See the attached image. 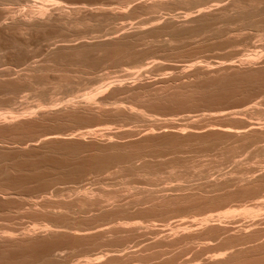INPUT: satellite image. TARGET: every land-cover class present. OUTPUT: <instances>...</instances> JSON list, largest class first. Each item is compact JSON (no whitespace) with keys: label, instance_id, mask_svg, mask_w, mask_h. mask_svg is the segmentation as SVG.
<instances>
[{"label":"rangeland","instance_id":"obj_1","mask_svg":"<svg viewBox=\"0 0 264 264\" xmlns=\"http://www.w3.org/2000/svg\"><path fill=\"white\" fill-rule=\"evenodd\" d=\"M43 1L0 0V113L39 110L0 119V264H88L97 255L91 264H264V2L58 0L77 23L46 13L36 23L29 10ZM203 2L215 8L191 22ZM119 26L125 34L106 42ZM82 95L99 104L88 108ZM95 127L103 129L86 135Z\"/></svg>","mask_w":264,"mask_h":264},{"label":"bare ground","instance_id":"obj_2","mask_svg":"<svg viewBox=\"0 0 264 264\" xmlns=\"http://www.w3.org/2000/svg\"><path fill=\"white\" fill-rule=\"evenodd\" d=\"M33 1H34V0H33ZM48 1H49V0H48ZM48 1L45 0V1H43L42 3L39 2V3H40V4L38 3L39 6H36L37 9L34 8L35 10H33V8H32L31 10H29V13L31 14V16L33 17V19H34V21H35L36 23H42V22L44 21L43 17L46 16L44 13H46V14L48 15V16H46L47 18L45 17L47 20H48L49 15H52V16H50L51 19H50V17H49V19H50L51 21H52V20L55 21V19H56V20H59V21H65V20L68 21V19L70 20V17L73 18V17H72L73 15H72V16H71V15L69 16L68 12L66 13V12L64 11V13H63V8H62L61 5L58 3V0H57V2H56V0H51V2L53 1L52 3H50V1H49L50 6H51V7L54 6L53 9L59 10L57 16H56V15L54 16V15H53L54 13H52V14H51L50 12L47 13L48 10H46V9H48V8L45 9V5H44V4H45L46 2L48 3ZM127 1H128V0H127ZM152 1H153V0H152ZM164 1H165V0H164ZM166 1H167V0H166ZM171 1H172V0H171ZM177 1H178V0H177ZM186 1H187V0H186ZM191 1H192V0H191ZM191 1H189V2H191ZM207 1H208V0H207ZM220 1H221V0H220ZM30 2H31V0H30ZM156 2H161V1H158V0H157ZM178 2H179V1H178ZM187 2H188V1H187ZM187 2H185V3H187ZM215 2L217 3V1H215ZM222 2H223V1H222ZM226 2H227V1H226ZM241 2L244 3L245 5H246V4H250V3H251V4H252V3H253V4L257 3L258 6H260L259 3H260V2H264V0H231V4H230V5H232V4H237L238 6H239L240 4L243 5ZM43 3H44V4H43ZM165 3H166V2H165ZM173 3H175V2H173ZM176 3H177V2H176ZM192 3H193V2H192ZM208 3H209V2H208ZM208 3H206V5H207V6H206V5L204 4V2H203L202 5L204 4V6H201V4H200L199 8H198V6H197L196 11H195V10H193V12L190 11V13L188 12V14L186 13V12H187V11H186L185 13H186L188 16H186V14H185L184 16H186V17L189 18V17L192 16V15L189 16L190 14H192V13H196V12H197L196 14H199V15H204V14H206V13L208 12V10H210V9H212V8H215V7H213V5H211L212 8H209V7H211V6H210V4H209V6H208ZM210 3H211V2H210ZM239 3H240V4H239ZM36 4H37V3H36ZM38 4H37V5H38ZM51 4H52V5H51ZM58 4H59V5H58ZM147 4H148V2H147ZM147 4H146V5H147ZM154 4H155V3H154ZM169 4H170V2H169ZM182 4H183V2H182ZM222 4H224V3H222ZM226 4H229V3H226ZM226 4H224V5H226ZM47 5H48V4H47ZM152 5H153V4H152ZM167 5H168V4H167ZM167 5H166V6H167ZM197 5H198V4H197ZM224 5H223V6H224ZM241 5H240V7H241ZM163 6H164V5H163ZM171 6H173V5H171ZM184 6H185V5H184ZM186 6H187V4H186ZM188 6L191 7L192 5H191V4L189 5V3H188ZM243 6H244V5H243ZM246 6H247V5H246ZM30 7H31V6H30ZM64 7H65V6H64ZM128 7H129V6H128ZM220 7H221V5H220ZM225 7H226V6H225ZM231 7L233 8V6H231ZM236 7H237V6H236ZM240 7H239V8H240ZM254 7H255V6H254ZM254 7H252V8H254ZM261 7H262V6H261ZM192 8H193V7H192ZM263 8H264V7H263ZM50 9H51V8H50ZM53 9H52V10H53ZM169 9H170V8H169ZM171 9H173V8H171ZM176 9H177V8H176ZM189 9H191V8H189ZM222 9H223V8H222ZM234 10H235V8H234ZM236 10H238V9H236ZM240 10H241V9H239V11H240ZM263 10H264V9H263ZM263 10H262V11H263ZM50 11H51V10H50ZM60 11H62V12L60 13ZM72 11H73V10H72ZM76 11H77V10H76ZM76 11H75V12H76ZM194 11H195V12H194ZM210 11H211V10H210ZM241 11H242V10H241ZM54 12H55V11H54ZM75 12H74V13H75ZM218 12H219V11H218ZM237 12H238V11H237ZM243 12H244V10H243ZM251 12H252V11H251ZM22 13H23V12H22ZM25 13H26V12H25ZM56 13H57V12H56ZM74 13H71V14H74ZM169 13H170V12H169ZM172 13H173V12H172ZM210 13H211V12H210ZM241 13H242V12H241ZM261 13H262V12H261ZM19 14H20V13H19ZM156 14H157V13H156ZM183 14H184V13H183ZM231 14L233 15V13H231ZM236 14H237V13H236ZM244 14H246V12H244ZM262 14H263V13H262ZM262 14H261V15H262ZM44 15H45V16H44ZM67 15H68L69 17H68ZM165 15H166V14H165ZM171 15H172V14H171ZM210 15H211V14H210ZM239 15H240V14H239ZM12 16H13V15H12ZM74 16H75V15H74ZM79 16H80V15H79ZM193 16H194V14H193ZM193 16H192L191 18H189L190 21H191V20L193 21ZM234 16H235V14H234ZM237 16H238V15H237ZM52 17H53V18H52ZM54 17H55V18H54ZM77 17H78V16H77ZM166 17H167V16H166ZM173 17H174V16H173ZM186 17H184L183 20H184V19L186 20ZM202 17H203V16H202ZM224 17H225V15L223 16V18H224ZM250 17H251V16H250ZM27 18H28V17H27ZM29 18H30V17H29ZM161 18H162V17H161ZM195 18H196V17H195ZM199 18H200V17H199ZM79 19H80V17H79ZM82 19H83V18H82ZM154 19H156V18H154ZM154 19H153V22H154ZM164 19H165V17H164ZM167 19H168V18H167ZM167 19H166V21H167ZM171 19H174V18H171ZM171 19H170L169 21H171ZM206 19H207V18H206ZM209 19H210V18H209ZM77 20H78V19H77ZM77 20H75V21H77ZM174 20H175V19H174ZM176 20H177V19H176ZM185 20H184V23L189 21V20H188V21H185ZM197 20H199V19L197 18ZM73 21H74V19H73ZM73 21H72V22L68 21V22H69V23H73ZM75 21H74V22H75ZM169 21H168V22H169ZM172 21H173V20H172ZM178 21H179V20H178ZM192 21H191V22H192ZM223 21H224V20H223ZM241 21H242V20H241ZM10 22H11V21H10ZM20 22H21V26H22V24H27L28 21H27V19H26V16H25V18L21 17V18H20ZM56 22H57V21H56ZM82 22H83V21H81L80 23L82 24ZM85 22H87V21H85ZM168 22H167V23H168ZM180 22H182V20H181ZM199 22H200V21H199ZM211 22H212V21H211ZM234 22H236V21H234ZM260 22H261V21H260ZM260 22H259V23H260ZM3 23H4V22H3ZM53 23H54V22H53ZM75 23H77V22H75ZM75 23H73V24H75ZM146 23H147V22H146ZM162 23H163V22H162ZM169 23H170V22H169ZM207 23H208V22H207ZM232 23H233V22H232ZM32 24H33V23H32ZM32 24H31V25H32ZM59 24H60V23H59ZM87 24H88V23H87ZM87 24H86V25H87ZM149 24H150V23H149ZM154 24H155V23H154ZM160 24H161V22H160ZM175 24H176V23H175ZM178 24H180V23H178ZM185 24H186V23H185ZM187 24H188V23H187ZM190 24H191V23H190ZM200 24H201V23H200ZM11 25H12V23H11ZM11 25H10V27H11ZM27 25H28V24H27ZM151 25H152V22H151ZM164 25H165V24H164ZM12 26H14V25H12ZM55 26H58V25H55ZM76 26H77V24H76ZM76 26H74V28H75ZM78 26H79V25H78ZM134 26H136V24H135ZM147 26H148V25H147ZM157 26H158V24H157ZM200 26H201V25H200ZM213 26H214V25H213ZM123 27H124V25H123ZM123 27H120V26H119V29L115 30L113 33L110 34V35H113V36H110V35L108 34L109 37H108V36H107L108 38L105 37V38H106V42H107V40H108V41H109V40H112V41H113L115 35H116V34L118 35V32H120V31L122 32V31L124 30ZM171 27H173V26H171ZM177 27H180V26H177ZM186 27H187V26H186ZM198 27H199V26H198ZM5 28H6V27H5ZM22 28H23V26H22ZM32 28H33V27H32ZM40 28H41V27H40ZM70 28H71V27H70ZM137 28H138V27H137ZM139 28H140V26H139ZM157 28H159V27H157ZM174 28H175V27H174ZM43 29H44V28H43ZM43 29H41V30L43 31ZM59 29H60V28H59ZM122 29H123V30H122ZM132 29H133V28H132ZM140 29H141V28H140ZM190 29H192V27H191ZM27 30H28V29H27ZM33 30H34V29H33ZM136 30H137V29H136ZM182 30H183V29H182ZM45 31H46V30H45ZM59 31H60V30H59ZM63 31H64V30H63ZM137 31H140V30H137ZM142 31H144V30L142 29ZM191 31H192V30H191ZM198 31H199V30H198ZM259 31H260V30H259ZM60 32H61V31H60ZM123 32H124V31H123ZM123 32H122V33H123ZM145 32H146V31H144V33H145ZM148 32H149V31H148ZM193 32H195V31H193ZM260 32H261V31H260ZM54 33H55V32H54ZM139 33H141V32H139ZM210 33H211V32H210ZM46 34H47V33H46ZM123 34H125V33H123ZM136 34H137V33H136ZM136 34H135V35H136ZM170 34H171V33H170ZM198 34H199V32H198ZM23 35H24V34H23ZM42 35H43V34H42ZM61 35H62V34H61ZM117 35H116V37H117ZM149 35H150V34H149ZM151 35H152V34H151ZM52 36H53V35H52ZM58 36H59V35H58ZM74 36H75V35H74ZM74 36H73V37H74ZM83 36H84V35H83ZM83 36H82V38H83ZM121 36H122V35H121ZM204 36H206V35L204 34ZM44 37H45V36H44ZM61 37H62V36H61ZM61 37H60V38H61ZM79 37H80V36H79ZM116 37H115V38H116ZM135 37H136V36H134V38H135ZM177 37H178V36H177ZM45 38H46V37H45ZM74 38H75V37H74ZM86 38H87V37H86ZM105 38H103V39H105ZM140 38H141V37H140ZM58 39H59V38H58ZM103 39H101V40L103 41ZM44 40H45V39H44ZM44 40H43V41H44ZM49 40H50V39H49ZM67 40H68V39H67ZM73 40H74V39H73ZM76 40H77V39H76ZM78 40H79V39H78ZM85 40L87 41V39H85ZM88 40H89V38H88ZM121 40H123V39H121ZM35 41H36V40H35ZM55 41H56V40H55ZM64 41H65V40H64ZM64 41H63V42H64ZM70 41H71V40H70ZM99 41H100V40H99ZM112 41H111V42H112ZM115 41H116V40H115ZM134 41H135V40H134ZM134 41H133V42H134ZM40 42H41V41H40ZM75 42H76V41H75ZM94 42H95V41H94ZM103 42H105V41H103ZM116 42H117V41H116ZM119 42H120V41H119ZM122 42H123V41H122ZM138 42H139V41H138ZM41 43H42V42H41ZM45 43H46V42H45ZM47 43H48V41H47ZM51 43H53V42H51ZM61 43H62V42H61ZM67 43H68V42H67ZM67 43H66V44H67ZM78 43H79V42H78ZM83 43H86V42H83ZM96 43H98V42H96ZM96 43H95V44H96ZM108 43H109V42H108ZM112 43H113V42H112ZM136 43H137V42H136ZM11 44H12V43H11ZM36 44H37V43H36ZM48 44H50V43H48ZM66 44H65V46L63 45V47L66 48ZM68 44H69V43H68ZM79 44H80V43H79ZM146 44H148V43H146ZM9 45H10V44H9ZM14 45H15V44H14ZM19 45H20V44H19ZM34 45H35V43H34ZM39 45H40V44H39ZM52 45H53V44H52ZM60 45H62V44H60ZM69 45H70V44H69ZM77 45H78V44H77ZM81 45H82V47H84L83 44H81ZM85 45H86V44H85ZM87 45H88V44H87ZM96 45H97V44H96ZM98 45H99V44H98ZM142 45H143V44H142ZM142 45H141V46H142ZM144 45H145V44H144ZM169 45H170V44H169ZM58 46H59V45H58ZM67 46H68V45H67ZM102 46H103V45H102ZM105 46H106V45H105ZM110 46H111V45H110ZM119 46H120V45H119ZM124 46H125V45H124ZM5 47H6V46H5ZM59 47L61 48V46H59ZM68 47H69V46H68ZM77 47H79V46H77ZM77 47H76V49H77ZM85 47H86V46H85ZM85 47H84V48H85ZM87 47H88V46H87ZM106 47H109V46H106ZM113 47H114V44H113ZM116 47H117V46H116ZM116 47H115V48H116ZM120 47H121V46H120ZM131 47H132V46H131ZM139 47H140V46H139ZM3 48H4V47H3ZM15 48H16V47H15ZM52 48L54 49V47H52ZM71 48H73V47H71ZM79 48H80V47H79ZM92 48H93V47H92ZM115 48H114L113 50H115ZM122 48H123V47H122ZM126 48H127V47H125V49H126ZM7 49H8V48H7ZM66 49H68V48H66ZM69 49H70V48H69ZM86 49H87V48H86ZM130 49H131V48H130ZM71 50H72V49H71ZM80 50H82V49H80ZM119 50H120V49H119ZM0 51H1V50H0ZM53 51H54V50H53ZM78 51H79V50H78ZM89 51H90V50H89ZM95 51H97V50H95ZM110 51H111V50H110ZM110 51H109V52H110ZM115 51H116V50H115ZM130 51H131V50H130ZM61 52H62V51H60V53H61ZM76 52H77V51H76ZM82 52H83V51H82ZM131 52H132V51H131ZM138 52H139V51H138ZM140 52H141V51H140ZM63 53H64V52H63ZM39 54H40V53H39ZM118 54H119V53H118ZM46 55H47V54H46ZM73 55H74V54H73ZM76 56H77V55H76ZM117 56H118V55H117ZM128 56H129V55H128ZM41 57H42V56H41ZM45 57H46V56H45ZM42 58H43V57H42ZM49 58H50V57H49ZM35 59H36V58H35ZM44 59H45V58H44ZM70 59H71V58H70ZM75 59H76V58H75ZM82 59H83V58H82ZM84 59H85V58H84ZM99 59H100V58H99ZM140 59H141V58H140ZM244 59H245V58H244ZM38 60H39V59H38ZM85 60H86V59H85ZM240 60H241V59H240ZM252 60L254 61L253 58H252ZM22 61H23V60H22ZM47 61H48V60H47ZM76 61H78V60H75V62H76ZM80 61H81V60H80ZM135 61H136V60H135ZM155 61H156V59H155ZM25 62H26V61H25ZM30 62H31V61H30ZM39 62H40V61H39ZM48 62H49V61H48ZM48 62H47V63H48ZM50 62H51V61H50ZM53 62H54V61H53ZM53 62H52V63H53ZM157 62H158V61H157ZM238 62H239V61H238ZM242 62H243V61H242ZM245 62L251 64V63H250L251 60H247V61H245ZM245 62H243V63H245ZM255 62H257V61L255 60ZM255 62H254V63H255ZM19 63H20V62H19ZM19 63H18V64H19ZM36 63H37V61H36ZM36 63H35V65H36ZM52 63H49V64L52 65ZM54 63H55V62H54ZM56 63H57V62H56ZM56 63H55V64H56ZM72 63H73V62H72ZM219 63H220V62H219ZM219 63H218V64H219ZM221 63H222V61H221ZM221 63H220V64H221ZM254 63H253V64H254ZM27 64H28V63H27ZM39 64H40V63H39ZM69 64H70V63H69ZM76 64H77V62H76ZM153 64H156V62L153 63ZM163 64H164V63H163ZM220 64H219V65H220ZM236 64H237V63H236ZM236 64H235V65H236ZM245 64H246V63H245ZM249 64H248V66H249ZM28 65H29V64H28ZM30 65H31V64H30ZM33 65H34V64H33ZM40 65H42V64H40ZM40 65H36V66H39L40 68H42V67H45V66L48 65V64H45V66H44V65L40 66ZM74 65H75V63H74ZM211 65H212V64H211ZM215 65H216V64H215ZM16 66H17V65H16ZM16 66H15V67H16ZM36 66H29V67L27 68V65H26L25 68H26V69H34V70H35V69H40L39 67L37 68ZM55 66H57V65H55ZM55 66H54V67H55ZM170 66H171V65H170ZM173 66H174V65H173ZM182 66H184V64H183ZM182 66H181V67H182ZM187 66H188V65H187ZM197 66H198V65H197ZM204 66H205V65H204ZM208 66H209V65H208ZM228 66H229V67H232V65H228ZM251 66L253 67V65H251ZM18 67H20V66H18ZM21 67H22V65H21ZM47 67H48V66H46L45 68H47ZM65 67H66V66H65ZM144 67H145V66H144ZM193 67H194V66H193ZM209 67H210V66H209ZM233 67H234V66H233ZM245 67H246V66H245ZM25 68H24V69H25ZM51 68H52V67H51ZM51 68H50V69H51ZM62 68H63V67H62ZM147 68H148V67H147ZM147 68H146V69H147ZM185 68H186V67H184L183 69H185ZM195 68H196V67H195ZM195 68H194V69H195ZM198 68H201V66L198 67ZM198 68H197V71H199ZM203 68H204V67H203ZM236 68H237V67H236ZM236 68H235V69H236ZM248 68H249V67H248ZM19 69H20V68H19ZM43 69H44V68H43ZM47 69H48V68H47ZM56 69H57V68H56ZM59 69H60V68H59ZM71 69H72V68H71ZM126 69H127V68H126ZM128 69H129V68H128ZM138 69H140V68L138 67ZM144 69H145V68H144ZM168 69H169V68H168ZM171 69H172V68H171ZM178 69H180V68H178ZM181 69H182V68H181ZM204 69H206V68H204ZM207 69H208V68H207ZM209 69H210V68H209ZM211 69H212V68H211ZM222 69H223V68H222ZM34 70H33V71H34ZM45 70H46V69H45ZM186 70H187V69H186ZM201 70H202V69H201ZM212 70H213V69H212ZM242 70H243V69H242ZM35 71H36V70H35ZM35 71H34V72H35ZM43 71H44V70H43ZM180 71H181V70H180ZM184 71H185V70H184ZM138 72H139V71H138ZM181 72H182V71H181ZM205 73H206V72H205ZM211 73H212V72H211ZM9 74H10V73H9ZM69 74H70V73H69ZM62 76H63V75H62ZM137 76H138V75H137ZM24 78H26V77H24ZM40 79H41V78H40ZM62 80H63V79H62ZM119 80H121V79H119ZM41 81H43V80H41ZM60 81H61V80H60ZM116 81H117V80H116ZM57 83H58V82H57ZM105 83H106V82H105ZM107 83H108V82H107ZM115 83H116V82H115ZM123 83H124V82H123ZM121 84H122V81H121L120 85H121ZM164 84H165V83H164ZM110 85H111V84L109 83V84H106L105 86H110ZM118 85H119V83H118ZM168 85H169V84H168ZM99 86H100V85H99ZM125 86H126V85H125ZM127 87H128V86H127ZM96 88H97L96 90L99 89L98 87H96ZM100 88L102 89L103 87H100ZM128 88H129V87H128ZM101 89H100V90H101ZM105 89H106V88H105ZM160 89H161V88H160ZM165 89H167V88H165ZM96 90H94V91H96ZM100 90H99V91H100ZM92 91H93V89H92ZM92 91H91V92H92ZM89 92H90V91H89ZM96 92H97V91H96ZM97 93H99V92H97ZM97 93H94V96H95V94H97ZM73 95H74V94H73ZM160 95H161V94H160ZM162 95H163V94H162ZM80 96H81V95H80ZM82 96H83V97H82L81 101H82V102H83L88 108L90 107V104H91V107H92V106H93L92 104L97 102V101H96V102H92V103H90V102H91L90 99L95 100V99H96V98H95L96 96H95V97L92 96V97H94V99H93L92 97H90V95H88L89 97H87L86 95H85V96L82 95ZM97 96H98V95H97ZM100 96H101V95H100ZM100 96H99V97H100ZM86 97L89 98V99H87ZM84 98H85V99H84ZM100 98H101V97H100ZM71 99L75 100L76 98H75V99H74V98H71ZM97 99H98V98H97ZM68 100H70V99H68ZM76 100H77V99H76ZM76 100H75V101H76ZM66 101H67V100H66ZM89 101H90V102H89ZM99 101H100V100H99ZM62 102H63V101H62ZM62 102H61V103H62ZM69 102H71V103L73 104V101H69ZM76 102H78V101H76ZM54 103H55V102H53L52 104L50 103L48 106H41V107H39V108H40L41 112H45V110H50V109H52L55 105L57 106V104H56V103L54 104ZM63 103H64V102H63ZM97 103H98V102H97ZM97 103H96V104H97ZM104 103H106V102H104ZM69 104H70V103H69ZM69 104H68V105H69ZM76 104H77V103H76ZM76 104H75V105H76ZM78 104H79V102H78ZM96 104H94V105H96ZM98 104H99V103H98ZM98 104H97V105H98ZM58 105H59V104H58ZM88 105H89V106H88ZM56 106H55V107H56ZM100 106L102 107V105H100ZM111 106H112V105H111ZM84 107H85V106H84ZM91 107H90V108H91ZM104 107H106V106H104ZM122 107H124V106H122ZM6 108H7V107H6ZM67 108H68V107H67ZM73 108H74V107H73ZM73 108H71V110H72ZM75 108H76V107H75ZM85 108H86V107H85ZM97 108H98V107H97ZM118 108H119V107H118ZM130 108H131V107H130ZM130 108H128V109H130ZM8 109H9V108H8ZM24 109H25V108H24ZM37 109H38V108H37ZM69 109H70V107H69ZM86 109H87V108H86ZM102 109H103V108H102ZM113 109H114V108H113ZM16 110H17V109H16ZM25 110H26V109H25ZM95 110H96V109H95ZM97 110H98V109H97ZM124 110H125V109H124ZM131 110H132V109H131ZM131 110H130V111H131ZM10 111H11V110H10ZM18 111H19V109H18ZM20 111H21V110H20ZM20 111H19L18 113H15V112L11 111L13 114L10 112L12 115L9 114L10 116H8V117H7V115L5 116L4 114H1V113H0V114H1V115H0V119H1L2 121H4V122H5L6 119H7L6 122H8V120H9V121H13V120L15 121L16 119H18V118L20 119V117H23V116H26V115H32V114H33V116H34V113L36 114V112H38L39 110H36V109L33 110V109H32L31 111H28V112H27V111H25V112H22V111H21L22 113H20ZM76 111H77V110H76ZM87 111H89V110H87ZM90 111H92V110H90ZM125 111H126V110H125ZM243 111H244V110H243ZM116 112H117V111H116ZM7 113H8V112H7ZM85 113H86V112H85ZM223 113H225V112L223 111ZM223 113H222V114H223ZM60 114H61V113H60ZM101 114H102V113H101ZM213 114H214V113H213ZM216 114H217V113H215L213 116H215ZM218 114H219V112H218ZM237 114H239V113H237ZM2 115H3V116H2ZM65 115H66V114H65ZM104 115H105V114H104ZM189 115H190V114H189ZM204 115H205V114H204ZM225 115H226V114H225ZM235 115H236V114H235ZM98 116H99V114H98ZM208 116H209V115H208ZM210 116H212V115H210ZM210 116H209L208 118H210ZM216 116H217V115H216ZM222 116H223V115H222ZM229 116H230V114H229ZM226 117H227V116H226ZM232 117H233V115L231 116V118H232ZM8 118H9V119H8ZM26 118H28V117H26ZM213 118H214V117H213ZM23 119H24V118H23ZM217 119H218V118H217ZM166 120H167V119H166ZM169 120H170V119H169ZM184 120H186V119H184ZM193 120H194V119H193ZM239 120H240V119H239ZM18 121H19V120H18ZM35 121H36V120H35ZM187 121H188V119H187ZM190 121H192V120H190ZM241 121H242V120H241ZM244 121H245V120H244ZM23 122H24V121H23ZM30 122H31V121H30ZM33 122H34V120H33ZM178 122H179V121H178ZM184 122H185V121H184ZM184 122H183V124H184ZM194 122H195V121H194ZM216 122H217V121H216ZM234 122H235V121H234ZM239 122H240V121H239ZM11 123H12V122H11ZM21 123H22V122H21ZM162 123H163V122H162ZM170 123H171V122H170ZM179 123H180V122H179ZM187 123H188V122H187ZM23 124H24V123H23ZM29 124H30V123H29ZM29 124H28V126H29ZM33 124H34V123H33ZM173 124H174V123H173ZM192 124H193V123H192ZM221 124H222V123H221ZM229 124H230V123H229ZM242 124H243V123H242ZM18 125H19V124H18ZM30 125H31V124H30ZM162 125H163V124H162ZM253 125H254V124H253ZM194 126H195V124H194ZM221 126H222V125H221ZM234 126H235V125H234ZM259 126H261V125H259ZM262 126H263V125H262ZM93 127H94V126H93ZM154 127H155V126H154ZM218 127H219V126H218ZM251 127L254 128V126H252V125H251ZM251 127H249V128H251ZM101 128H102V127H101ZM101 128H100V127H95V128H92V129H87V131L85 130V131H86V135H87L88 133H96V132H99V131L101 130ZM106 128H107V127H106ZM106 128H105V129H106ZM151 128H152V127H151ZM165 128H166V127H165ZM205 128H206V127H205ZM209 128H210V127H209ZM243 128H244V127H243ZM252 128H251V129H252ZM85 129H86V128H85ZM102 129H103V128H102ZM123 129H124V128H123ZM131 129H133V128H131ZM152 129H153V128H152ZM216 129H217L218 132L220 131V132L226 133V136H227V134H232V135H239V134H240V135H242V130H239V129H238V130H231L230 128L228 129V128H223V127H222V128H221V127H220V128H216ZM260 129H261V131H262L264 128H263V129L260 128ZM108 130H109V129H108ZM118 130H119V129H118ZM118 130H117V131H118ZM120 130H121V129H120ZM150 130H151V129H150ZM184 130H186V129H184ZM187 130H188V129H187ZM189 130H190V129H189ZM248 130H249V129H248ZM85 131H83V132L85 133ZM135 131H136V130H135ZM191 131H192V130H191ZM244 131H245V130H244ZM105 132H106V131H105ZM107 132H108V131H107ZM109 132H110V131H109ZM149 132H150V131H149ZM153 132H154V131H153ZM181 132H182V131H181ZM181 132H180V133H181ZM193 132H194V131H193ZM199 132H201V131H199ZM252 132H254V131H252ZM203 133H204V132H203ZM247 133H248V132H247ZM247 133H246V134H247ZM72 134H73V133H72ZM98 134H99V133H98ZM142 134L144 135V133H142ZM181 134H182V133H181ZM190 134H191V133H190ZM243 134H245V132H244ZM250 134H251V133H249V137L251 136ZM256 134H257V133H256ZM43 135H44V134H43ZM43 135H42V136H43ZM52 135H53V134H52ZM82 135H84V134H82ZM88 135H90V134H88ZM95 135H97V134H95ZM170 135H171V134H170ZM184 135H185V134H184ZM191 135H192V134H191ZM203 135H204V134H203ZM215 135H216V134H215ZM217 135H218V134H217ZM247 135H248V134H247ZM253 135H254V134H253ZM75 136H76V135H75ZM116 136H117V135H116ZM174 136H175V135H174ZM194 136H195V135H194ZM229 136H230V135H229ZM255 136H256V135H255ZM255 136H252V137H255ZM57 137H58V136H57ZM57 137H56V136H51V135H50V136L47 137V138H48V139H49V138H52L51 140H53V139H57ZM78 137H79V136H78ZM105 137H106V136H105ZM110 137H111V136H110ZM199 137H200V134H199ZM240 137H241V136H240ZM244 137H245V135H244ZM71 138H72V137H71ZM107 138H108V137H107ZM180 138H182V137H180ZM217 138H218V137H217ZM233 138H234V137H233ZM250 138H251V137H250ZM45 139H46V138H45ZM69 139H70V138H69ZM76 139H78V138H76ZM79 139H80V138H79ZM92 139H93V138H92ZM219 139H220V138H219ZM244 139H246V137H245ZM256 139H257V138H256ZM258 139H259V138H258ZM59 140H60V139H59ZM90 140H91V139H90ZM195 140H197V139H195ZM224 140H225V139H224ZM238 140H239V139H238ZM250 140H251V139H250ZM55 141H56V140H55ZM124 141H125V140H124ZM198 141H199V140H198ZM202 141H203V139H202ZM222 141H223V140H222ZM236 141H237V140H236ZM240 141H241V140H240ZM247 141H248V140H247ZM33 142H35V141H33ZM131 142H132V141H131ZM230 142H231V141H230ZM251 142H252V141H251ZM254 142H255V141H254ZM259 142H261V141H259ZM29 143H30V142H29ZM57 143H58V142H57ZM57 143H56V144H57ZM99 143H100V142H99ZM197 143H198V142H197ZM202 143H203V142H202ZM215 143H216V142H215ZM218 143H219V142H218ZM256 143H257V142H256ZM261 143H262V142H261ZM263 143H264V142H263ZM63 144H64V143H63ZM125 144H127V143H125ZM129 144H130V143H129ZM181 144H182V143H181ZM220 144H221V143H220ZM237 144H238V143H237ZM242 144H243V143H242ZM245 144H246V141H245ZM247 144H248V143H247ZM58 145H60V144H58ZM185 145H186V144H185ZM239 145H240V144H239ZM239 145H238V146H239ZM260 145H261V144H260ZM197 146H198V145H197ZM249 146H250V145H249ZM19 147H20V146H19ZM187 147H188V146H187ZM210 147H211V146H210ZM256 147H257V146H256ZM261 147H262V146H261ZM198 148H199V147H198ZM262 148H263V147H262ZM21 149H22V148H21ZM32 149H33V148H32ZM193 149H194V148H193ZM206 150H208V149H206ZM255 150H256V149H255ZM166 152H167V151H166ZM262 153H263V152H262ZM137 155H138V154H137ZM159 156H160V155H159ZM131 157H132V156H131ZM136 158H137V157H136ZM155 158H156V157H155ZM113 159H114V158H113ZM131 159H132V158H131ZM139 159H140V158H139ZM111 162H112V161H111ZM118 162H119V161H118ZM130 162H131V161H130ZM132 162H133V161H132ZM135 162H136V161H135ZM236 162H237V161H236ZM236 162H235V163H236ZM257 162H258V161H257ZM108 164H109V163H108ZM113 164H114V163H113ZM192 164H193V163H192ZM111 165H112V164H111ZM124 165H125V164H124ZM189 165H190V164H189ZM237 165H238V164H237ZM192 166H193V165H192ZM192 166H191V168H192ZM239 166H240V165H239ZM130 167H131V166H130ZM132 167H133V166H132ZM193 167H194V166H193ZM235 167H236V166H235ZM250 168H251V167H250ZM250 168H249V169H250ZM136 169H137V168H136ZM241 169H242V168H241ZM130 170H131V169H130ZM217 171H218V169H217ZM237 171H238V170H237ZM260 172H261V171H260ZM254 173H255V172H254ZM210 174H211V173H210ZM256 174H258V173H256ZM221 175H222V174H221ZM232 175H233V174H231L230 176H232ZM253 175H254V174H253ZM79 176H80V175H79ZM201 177H202V176H201ZM205 177H207V176L205 175ZM213 177H214V176H213ZM215 177H216V176H215ZM233 177H234V176H233ZM233 177H232V178H233ZM238 177H239V176H238ZM241 177H242V176H241ZM217 178H218V177H217ZM224 178H225V177H224ZM205 179H206V178H205ZM246 179H247V178H246ZM208 180H209V179H208ZM215 180H216V179H215ZM221 180H223V179H221ZM263 180H264V179H263ZM204 181H205V180H204ZM235 181H236V180H235ZM237 181H238V180H237ZM202 182H203V181H202ZM202 182H201V183H202ZM208 182H209V181H208ZM222 182H223V181H222ZM224 182H225V181H224ZM239 182H240V181H239ZM256 182H257V181H256ZM197 183H198V182H197ZM243 183H244V182H243ZM246 183H247V182H246ZM198 184H199V183H198ZM208 184H210V183H208ZM217 184H218V183H217ZM241 184H242V181H241ZM172 185H173V184H172ZM215 185H216V184H215ZM235 185H236V184H235ZM237 185H238V184H237ZM237 185H236V186H237ZM252 185H253V184H252ZM222 186H223V185H222ZM244 186H245V185H244ZM156 188H157V187H156ZM169 188H170V186H169ZM173 188H174V187H173ZM140 189H141V188H140ZM174 189H175V188H174ZM195 189H196V187H195ZM198 189H199V188H198ZM210 189H211V188H210ZM222 189H223V188H222ZM225 189H226V188H225ZM230 189H231V188H230ZM219 190H220V189H219ZM245 190H246V189H245ZM156 191H157V190H156ZM170 191H171V190H170ZM205 191H206V190H205ZM208 191H209V190H208ZM229 191H230V190H229ZM246 191H247V190H246ZM90 192H91V191H90ZM195 192H196V191H195ZM195 192H194V193H195ZM216 192H217V191H216ZM222 192H223V191H222ZM240 192H241V191H240ZM240 192H239V193H240ZM86 193H89V192L85 191V194H86ZM111 193H112V192H111ZM156 193H157V192H156ZM161 193H162V192H161ZM161 193H160V194H161ZM164 193H166V192L164 191ZM226 193H227V192H226ZM228 193H229V192H228ZM233 193H234V192H233ZM239 193H238V194H239ZM241 193H242V192H241ZM91 194H92V193H91ZM160 194H158V195H160ZM172 194H173V193H172ZM185 194H186V193H185ZM215 194H216V193H215ZM83 195H84V192H83ZM111 195H112V194H111ZM133 195H134V194H133ZM161 195H163V194H161ZM170 195H171V194H170ZM173 195H174V194H173ZM248 195H249V194H248ZM248 195H247V196H248ZM90 196H91V195H90ZM92 196H93V195H92ZM113 196H114V195H113ZM117 196H118V195H117ZM120 196H121V195H120ZM148 196H149V195H148ZM154 196H156V195H154ZM174 196H175V195H174ZM225 196H226V195H225ZM239 196H240V194H239ZM103 197H104V196H103ZM134 197H135V196H134ZM137 197H138V199L141 198V197L139 198V195H138ZM150 197H151V195H150ZM223 197H224V195H223ZM118 198H119V197H118ZM135 198H136V197H135ZM169 198H170V197H169ZM183 198H184V197H183ZM219 198H220V197H219ZM103 199H104V198H103ZM111 199H112V198H109V200H111ZM163 199H164V198H163ZM216 199H217V198H216ZM221 199H223V198H221ZM84 200H86V199H84ZM104 200H105V199H104ZM134 200H135V199H134ZM86 201H87V200H86ZM88 201H89V200H88ZM98 201H99V200H98ZM112 201H113V200H112ZM188 201H189V200H188ZM200 201H201V200H200ZM261 201H262V200H261ZM103 202H104V203H108V201H107V202L103 201ZM146 202H147V201H146ZM152 202H153V201H152ZM234 202H235V201H234ZM104 203H103V204H104ZM132 203H133V202H132ZM149 203H150V202H149ZM153 203H154V202H153ZM251 203H252V202H251ZM101 204H102V203H101ZM110 204H111V202H110ZM117 204H118V203H117ZM129 204H130V203H129ZM138 204H139V202H138ZM142 204H143V203H141V205H142ZM205 204H206V203H205ZM253 204H254V203H253ZM105 205H106V204H105ZM105 205H104V206H105ZM119 205H121V204H119ZM119 205H118V207H120ZM135 205H136V204H135ZM176 205H177V204H176ZM111 206H112V205H111ZM251 206H252V205H251ZM251 206H250V207H251ZM256 206H257V204H256ZM102 207H103V206H102ZM138 207H139V206H138ZM152 207H153V206H152ZM165 207H166V206H165ZM168 207H169V206H168ZM247 207H248V206H247ZM109 208H110V207H109ZM112 208H113V207H112ZM115 208H116V206H115ZM121 208H123V207H121ZM251 208H253V207H251ZM257 208H260V207L257 206ZM105 209H106V208H105ZM110 209H111V208H110ZM150 209H151V208H150ZM165 209H166V208H165ZM253 210H255V209H253ZM256 210H257V209H256ZM258 210H259V209H258ZM99 211H100V210H99ZM101 212H102V211H101ZM159 212H161V211H159ZM221 212H222V211H221ZM226 212H227V211H226ZM246 212H247V211H245L244 213H246ZM240 213H241V212H240ZM111 214H112V213H111ZM214 214H215V213H214ZM252 214H253V213H252ZM252 214H250L249 217H250ZM258 214H259V213H258ZM208 215H209V214H208ZM212 216H213V215H212ZM214 216H215V215H214ZM220 216H221V215H220ZM232 216H234V215H232ZM232 216L230 215V217H232ZM235 216H236V215H235ZM246 216H247V215H246ZM254 216H255V215H254ZM201 217H202V216H201ZM201 217H199V218H201ZM207 217H208V216H207ZM210 217H211V216H210ZM210 217H209V218H210ZM237 217H239V216H237ZM242 217H243V216H242ZM249 217H248V218H249ZM203 219H204V216H203ZM203 219H202V220H203ZM213 219H215V218H213ZM235 219H236V218H235ZM250 219H252V218H249V221L251 222ZM256 219H257V218H256ZM206 220H207V218H206ZM208 220H211V219H208ZM220 220H221V219H220ZM240 220H241V219H240ZM243 220H244V219H243ZM246 220H247V219H246ZM254 220H255V219H254ZM254 220L252 221V223L254 222ZM194 221H195V220H194ZM199 221H200V220H199ZM212 221H213V220H212ZM255 221H256V220H255ZM124 222H125V221H124ZM202 222H203V221H202ZM209 222L211 223V221H209ZM209 222H207V224H209ZM220 222H221V221H220ZM125 223H126V222H125ZM191 223H193V222H191ZM240 223H241V222H240ZM242 223H243V221H242ZM254 223H255V222H254ZM254 223H253V225L257 227L258 223H256V225H255ZM129 224H130V223H128L127 225H129ZM133 224H135V222H134ZM140 224H141V223H140ZM140 224H139V225H140ZM153 224H154V223H153ZM167 224H168V223H167ZM167 224H166V225H167ZM169 224H170V223H169ZM202 224H204V223H201V225H202ZM205 224H206V223H205ZM205 224H204V225H205ZM213 224H214V223H213ZM215 224H216V223H215ZM217 224H218V222H217ZM217 224H216V225H217ZM220 224H221V223H220ZM245 224H246V223H244V225H245ZM250 224H251V223H250ZM112 225H113V224H112ZM211 225H212V223H211ZM238 225H240V224H238ZM253 225L251 224L252 227H253ZM113 226H114V225H113ZM119 226H120V225H119ZM122 226H123V224H122ZM130 226H131V225H130ZM140 226H141V225H140ZM199 226H200V225H199ZM209 226H210V225H209ZM221 226H222V225H221ZM224 226H225V225H224ZM224 226H223V227H224ZM247 226H248V223H247ZM249 226H250V225H249ZM258 226H259V225H258ZM123 227H124V226H123ZM146 227L148 228L147 225H146ZM166 227H167V226H166ZM203 227H204V226H203ZM226 227H228V226H226ZM229 227H230V225H229ZM252 227H251V228H252ZM104 228H105V227H104ZM140 228H141V227H140ZM151 228H152V227H151ZM153 228H154V227H153ZM153 228H152V229H153ZM155 228H156V227H155ZM155 228H154V229H155ZM174 228H175V227H174ZM194 228H195V227H194ZM210 228H211V227H210ZM210 228H209V229H210ZM245 228H246V227H245ZM253 228H254V227H253ZM262 228H264V227H262ZM53 229H56V228H53ZM66 229H67V228H66ZM70 229H71V228H70ZM100 229H101V228H100ZM154 229H153V230H154ZM156 229H157V228H156ZM164 229H165V228H164ZM167 229H168V228H167ZM167 229H166V230H167ZM203 229H204V228H203ZM219 229H220V228H219ZM226 229H227V228H226ZM246 229H247V228H246ZM254 229H255V228H254ZM57 230H58V229H57ZM87 230H88V229H87ZM98 230H99V229H98ZM149 230H150V229H149ZM161 230H162V228H161ZM187 230H188V232H191V231H189V229H187ZM204 230H205V229H204ZM55 231H56V230H55ZM58 231H59V230H58ZM60 231H61V229H60ZM73 231H74V230H73ZM84 231H85V230H84ZM95 231H97V230H95ZM122 231H123V230H122ZM169 231H170V230H169ZM179 231H180V230H179ZM192 231H193V230H192ZM195 231H196V230H195ZM206 231H207V227H206ZM227 231H228V229H227ZM235 231H236V230H235ZM240 231H241V230H240ZM251 231H252V230H251ZM260 231H261V230H260ZM43 232H44V231H43ZM65 232H66V231H65ZM74 232L76 233V231H74ZM79 232H81V231H79ZM79 232H78V234H79ZM93 232H94V231H93ZM132 232H133V231H132ZM161 232H164V231H161ZM228 232H229V231H228ZM62 233H63V232H62ZM72 233H73V232H72ZM88 233H89V232H88ZM153 233H155V232H153ZM153 233H152V234H153ZM169 233H170V232H169ZM180 233H181V232H180ZM205 233H206V232H205ZM218 233H219V232H218ZM221 233H222V231H221ZM255 233H256V232H255ZM52 234H54V232H53ZM63 234H64V233H63ZM80 234H81V233H80ZM86 234H87V233H86ZM86 234H85V235H86ZM94 234H95V233H93V235H94ZM161 234H162V233H161ZM207 234H208V233H207ZM213 234H214V233H213ZM219 234H220V233H219ZM219 234H218V235H219ZM222 234H224V233H222ZM222 234H221V235H222ZM230 234H231V231H230ZM69 235H70V234H69ZM73 235H74V234H73ZM81 235H82V234H81ZM131 235H132V234H131ZM157 235H158V234H157ZM216 235H217V233H216ZM235 235H236V234H235ZM262 235H263V234H262ZM5 236H6V235H5ZM5 236H4V237H5ZM70 236H71V235H70ZM91 236H92V235H91ZM192 236H193V235H192ZM195 236H196V235H195ZM199 236H200V235H199ZM203 236H204V235H203ZM223 236H224V235H223ZM223 236H222V237H223ZM228 236H229V235H228ZM228 236H227V237H228ZM251 236H253V235H251ZM89 237H90V236H89ZM94 237H95V236H94ZM167 237H169V236H167ZM214 237H215V236H214ZM227 237H226V238H227ZM232 237H233V235H232ZM234 237H235V236H234ZM234 237H233V238H234ZM236 237H237V236H236ZM253 237H254V236H253ZM8 238H9V237H8ZM80 238H81V237H80ZM83 238H84V237H83ZM90 238H91V237H90ZM156 238H157V237H156ZM195 238H196V237H195ZM228 238H229V237H228ZM160 239H161V238H160ZM162 239H163V237H162ZM252 239H253V238H252ZM156 240H157V239H156ZM160 241H161V240H160ZM172 241H173V240H172ZM192 241H193V240H192ZM208 241H209V240H208ZM230 241H232V240H230ZM230 241H229V242H230ZM234 241H235V240H234ZM234 241H232V242H234ZM158 242H159V241H158ZM236 242H237V241H235V243H236ZM240 242H241V241H240ZM172 243H173V242H172ZM191 243H192V242H191ZM207 243H209V242H207ZM255 243H256V242H255ZM156 244H158V243H156ZM205 244H206V243H205ZM210 244H211V243H210ZM242 244H243V243H242ZM244 244H245V243H244ZM246 244H247V243H246ZM263 244H264V242H263ZM153 245H154V244H153ZM159 245H160V244H159ZM233 245H234V244H233ZM237 245H238V244H237ZM132 246H133V245H132ZM216 246H217V245H216ZM238 246H239V245H238ZM247 246H248V245H247ZM249 246H250V245H249ZM151 247H152V245H151ZM156 247H157V246H156ZM239 247L241 248V245H240ZM152 248H153V247H152ZM154 248H155V247H154ZM158 248H159V247H158ZM200 248H201V247H200ZM244 248H245V246H244ZM150 249H151V248H150ZM114 250H115V249H114ZM151 250H152V249H151ZM224 250H225V249H224ZM230 250H231V249H229V251H230ZM233 250H234V249H233ZM115 251H116V250H115ZM199 251H200V250H199ZM111 252H113V251H111ZM148 252H149V251H148ZM201 252H202V251H201ZM217 252H218V251H217ZM219 252H220V251H219ZM227 252H228V251H227ZM227 252L225 251V254H227ZM130 253H131V252H130ZM168 253H169V252H168ZM212 253H213V252H212ZM251 253H253V252L251 251ZM262 253H263V252H262ZM262 253H261V255H262ZM101 254H102V253H101ZM105 254H108V253H105ZM112 254H113V253H112ZM112 254H111V255H112ZM115 254H116V253H115ZM122 254H123V253H122ZM217 254H218V253H217ZM217 254H215V255H217ZM222 254H223V253H221L220 256H221ZM246 254H247V253H246ZM91 255H92V254H91ZM124 255H125V254H124ZM132 255H133V254H132ZM148 255H149V254H148ZM248 255H249V254H248ZM256 255H257V254H256ZM258 255H259V254H258ZM258 255H257V256H258ZM102 256H103V255H102ZM116 256H117V255H116ZM119 256H120V255H119ZM207 256H209V255H207ZM222 256H223V255H222ZM222 256H221V257H222ZM250 256H251V255H250ZM263 256H264V255H263ZM92 257H93V256H92ZM100 257H101V255H97V256H94L93 258H87V259L84 258V259H85L86 262H90V263H88V264H91L92 261H96V260L100 259ZM107 257H108V256H107ZM185 257H186V256H185ZM218 257H219V254H218ZM229 257H230V256H229ZM236 257H237V256H236ZM241 257H243V256L241 255ZM253 257H254V256H253ZM253 257H252V258H253ZM134 258H135V257H134ZM205 258H207V257H205ZM209 258L213 261V259H214L215 257H209ZM107 259H108V258H107ZM111 259H112V257H111ZM193 259H194V258H193ZM203 259H204V256H203ZM241 259H242V258H241ZM255 259H256V258H255ZM262 259H263V258H262ZM101 260H102V259H101ZM109 260H110V259H109ZM152 260H153V259H152ZM226 260H227V259H226ZM230 260H232V259H230ZM235 260H236V259H235ZM235 260H234V261H235ZM243 260H244V259H243ZM251 260H252V259H251ZM98 261H99V260H98ZM114 261H116V260H114ZM142 261H143V260H142ZM175 261H176V260H175ZM249 261H250V260H249ZM254 261H255V260H254ZM145 262H146V261H145ZM148 262H149V261H148ZM172 262H173V261H172ZM206 262H208V261H206ZM210 262H211V261H210ZM255 262H256V261H255ZM255 262H254V263H255ZM259 262H262V260H260ZM77 263H78V262H77ZM83 263H84V262H83ZM102 263H103V262H102ZM175 263H176V262H175ZM178 263H179V262H178ZM197 263H198V261H197ZM197 263H196V261L194 262V264H197ZM200 263H201V262H200ZM239 263H240V262H239ZM74 264H75V262H74ZM248 264H249V263H248ZM261 264H262V263H261Z\"/></svg>","mask_w":264,"mask_h":264}]
</instances>
